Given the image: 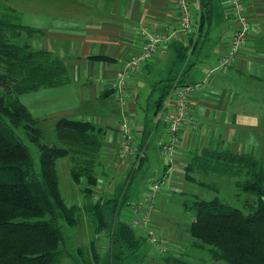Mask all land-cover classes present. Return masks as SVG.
<instances>
[{
	"label": "crops",
	"instance_id": "0c3cea01",
	"mask_svg": "<svg viewBox=\"0 0 264 264\" xmlns=\"http://www.w3.org/2000/svg\"><path fill=\"white\" fill-rule=\"evenodd\" d=\"M244 1L253 31L241 47L237 61L223 70L212 71L207 83L191 97L190 106L198 128H184L178 135L180 142L169 167V172L174 171L173 177L166 185L170 189L181 178L184 180L179 183L186 185L187 159L196 150L226 147L239 152L242 132L249 121L247 108H242L236 96L239 86L264 83V0ZM190 3L195 19L193 32L186 37L175 35L168 47L132 73L126 87L129 98L122 104L114 96L116 73L140 49L143 27L156 31L177 25L175 0H0V18H8L32 30L25 37L29 49L47 51L67 69L66 83L18 96L31 117L38 120L41 129L47 122L54 127L62 117L89 121L103 129L100 158L105 161L107 180L101 188V200L117 195L119 189L116 187L120 184L124 187L126 174L141 157L144 167L140 174L148 169L150 136L155 139L153 149L156 151L159 135L164 130L159 110L166 97H162V105L158 104L162 92L176 81L187 83L204 79L214 68L216 58L226 50L235 27L229 20L228 1L190 0ZM177 63L184 64L178 72L174 66ZM174 78L175 81L171 80ZM122 122L132 131L142 154L118 165L119 125ZM142 186L141 181L131 183L127 187L129 198L126 200L142 194L145 190ZM158 216L155 212L153 220ZM170 234L167 240L174 248L185 245L187 237L179 236L178 230ZM88 246L90 254L91 241ZM123 256L130 255L124 250ZM64 258L65 254L61 264ZM141 262L159 264L162 257L154 254L149 259L145 252ZM68 264L79 262L75 259Z\"/></svg>",
	"mask_w": 264,
	"mask_h": 264
},
{
	"label": "trees",
	"instance_id": "16d2710c",
	"mask_svg": "<svg viewBox=\"0 0 264 264\" xmlns=\"http://www.w3.org/2000/svg\"><path fill=\"white\" fill-rule=\"evenodd\" d=\"M12 29L26 34L32 31L0 18V264H61L65 250L60 222L75 226L81 209L94 217L96 232L104 231L109 236L114 250L119 251L116 256L121 257L124 250L135 255L145 238L137 236L120 213L128 198L123 188L133 182L144 158L135 161L115 197L92 203V189L99 181L96 175L100 170L103 129L89 121L62 117L53 128L59 145L39 142L43 130L18 96L66 83L67 69L47 51L31 50L27 43L20 46L9 41L5 32ZM175 84L182 85L180 81ZM173 85L162 92L158 104L162 105ZM17 129L38 146L37 165ZM65 156L70 157V178L80 185L87 199L82 208L68 206L59 191L55 165L58 158ZM194 173L241 177L233 184L238 193L250 196L251 202L244 210L216 195L210 199L190 197L184 202L190 213L185 229L189 236L188 253L189 249L203 250L209 260L226 264H264V164L249 153L203 147L186 167L188 182L195 181ZM199 184L205 185L202 181ZM105 206L112 208L110 213L103 211ZM93 243L90 252L97 258ZM169 249L167 255L161 256V264L206 263L201 258L188 259L194 256L186 253L184 246L171 245Z\"/></svg>",
	"mask_w": 264,
	"mask_h": 264
},
{
	"label": "rangeland",
	"instance_id": "374dc122",
	"mask_svg": "<svg viewBox=\"0 0 264 264\" xmlns=\"http://www.w3.org/2000/svg\"><path fill=\"white\" fill-rule=\"evenodd\" d=\"M5 34L9 41L15 42L20 46L26 44V33L23 30H7ZM174 66L175 71L178 72L184 64L177 63ZM197 66L202 67L203 65L201 66V63H197ZM262 85L252 86L241 84L236 96H238L240 102L242 103V108H247L249 116L248 124L242 132L241 140L239 142L240 145H238L239 152L249 153L253 156V158H256L260 161V163L264 164V83H262ZM53 128L54 127H51L48 122L42 125L43 136L41 140H39L40 143L59 145ZM17 133L20 135L22 142L28 146L31 153L30 155H32L34 162L37 165L39 162L38 153H40L38 146L29 142L23 130L17 129ZM150 140L151 142L147 148V155L149 156L148 162L150 163L148 164V169L145 170L146 174H140L143 170L142 169L135 175V178L138 179L136 182L141 181L143 183L141 188L145 189L144 192L146 191L145 187H148L150 182L160 179L163 175L162 162H160L157 149L156 151L153 149L155 139L153 136H150ZM197 152L198 150L193 152V154L187 159V165L189 162L193 161ZM104 163L105 161L102 160L98 163L100 170H97L96 177L99 178V181L98 185L92 189V203L99 200V195L102 194L101 188H103V185L106 184L105 180H107V173H104L105 170L102 167H105ZM100 164L102 165L100 166ZM69 165H71L69 156L61 157L56 160L55 166L58 174L57 179L59 181V191L68 206L78 205L82 208L83 203L87 202V199L84 197L82 190H80V185L75 184L70 178ZM173 172L174 171L168 173L169 181L173 177ZM193 175L195 176V181H189L186 185L184 184V186H182V182L181 184L179 183L181 180L183 181L184 178H181L177 183L172 184L171 189L166 187L168 184L161 185V190L157 193L156 197H154V204L156 207V211L154 212L159 214V218L154 219L152 224L153 226H157L160 233L168 239L172 236L170 233H174L176 230L180 233L179 236L184 235L187 239H189L185 229L189 222L190 213L186 211L184 202H188L190 197L195 196L196 198L210 199L212 196L216 195L231 205L241 206L244 210H247L248 205H250L251 197L244 193H238V189L235 187V184H233L241 177H238L237 175H217L214 173L206 175L204 173L199 175L194 173ZM196 180H199V183L202 181L206 186L199 184ZM136 182L134 179L132 185L136 184ZM121 187L122 185L120 184L116 188L120 190ZM123 191L125 193L124 195L127 194L128 196V188L124 187ZM120 193H122V190ZM119 201L120 199L118 202ZM111 210V207L107 208V206H105L103 208L105 213H110ZM78 215L79 222L75 226L68 225L63 221L60 222L64 235L63 248L65 250V258L63 264H68V262L74 263L75 259L79 262V264H145L141 262L143 253L147 252L149 259L154 257V254L158 255L157 251L153 249V246L145 239L135 255L125 257L123 255L121 257H118V255L116 256L119 251L114 250L113 244H111L112 242L110 241L109 236L106 235V232L103 231L102 237H95L100 232H96L95 230L94 226H96L97 223L94 217L86 214L84 209H81V212ZM135 231L138 234H142L139 229H136ZM90 241L94 242L95 252L98 253L97 258H95L91 252L90 254L86 253L88 251ZM187 241L188 240H186L184 245L186 253H188ZM168 243L171 247V243L169 241ZM78 247L83 252L79 253L77 251ZM112 250H114V252ZM188 254L190 256H194L187 257L188 259L196 260L201 258V260L206 262L205 264H226L224 262H213L209 260V258H207V254H205L203 250L189 249ZM73 258L75 259L73 260ZM159 264H161V262Z\"/></svg>",
	"mask_w": 264,
	"mask_h": 264
},
{
	"label": "built area",
	"instance_id": "2783aa9c",
	"mask_svg": "<svg viewBox=\"0 0 264 264\" xmlns=\"http://www.w3.org/2000/svg\"><path fill=\"white\" fill-rule=\"evenodd\" d=\"M229 20L235 25L231 32L226 50L216 58V64L212 70H209L205 78L195 82L175 84L170 93L165 98V102L159 110L160 121L164 125V130L159 135L157 141V153L162 162L163 175L160 179L150 182L146 191L134 198L127 200L123 205L122 218L127 225L134 230L139 229L143 238L153 246L159 256L167 255L170 252V245L157 226H153V216L156 207L154 197L161 190V185L168 184L170 171V160L175 152V148L180 142V131L184 128L196 130L195 117L191 110V97L204 86L211 77L212 71L223 70L237 61L241 47L247 42L252 24L248 20L246 12V3L244 0H227ZM177 11V25L175 27L165 26L156 31L143 27L140 31V37L143 43L136 53L131 55L116 73L114 96L122 104L129 98L128 83L132 78V73L139 70L140 66L147 60L152 59L162 48L168 47L175 35L184 37L191 34L195 27V19L192 12L190 0H175ZM119 152L117 164L121 165L130 159H136L141 156L142 150L135 143L133 133L125 126V122L119 125ZM103 231L95 237H102Z\"/></svg>",
	"mask_w": 264,
	"mask_h": 264
}]
</instances>
